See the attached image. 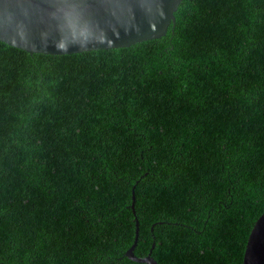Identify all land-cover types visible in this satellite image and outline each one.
I'll use <instances>...</instances> for the list:
<instances>
[{
    "label": "trees",
    "instance_id": "trees-1",
    "mask_svg": "<svg viewBox=\"0 0 264 264\" xmlns=\"http://www.w3.org/2000/svg\"><path fill=\"white\" fill-rule=\"evenodd\" d=\"M160 38L0 41V264H243L264 214V0H183ZM134 191L136 196L134 213Z\"/></svg>",
    "mask_w": 264,
    "mask_h": 264
},
{
    "label": "water",
    "instance_id": "water-1",
    "mask_svg": "<svg viewBox=\"0 0 264 264\" xmlns=\"http://www.w3.org/2000/svg\"><path fill=\"white\" fill-rule=\"evenodd\" d=\"M183 0H0V41L30 54L68 55L129 47L165 36ZM136 196L134 191V213ZM127 257L160 264L152 255ZM243 264H264V214L249 236Z\"/></svg>",
    "mask_w": 264,
    "mask_h": 264
}]
</instances>
